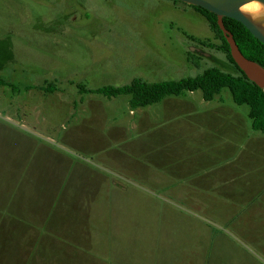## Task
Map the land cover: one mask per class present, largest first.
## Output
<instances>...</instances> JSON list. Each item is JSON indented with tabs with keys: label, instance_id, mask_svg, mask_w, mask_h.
Wrapping results in <instances>:
<instances>
[{
	"label": "rangeland",
	"instance_id": "obj_1",
	"mask_svg": "<svg viewBox=\"0 0 264 264\" xmlns=\"http://www.w3.org/2000/svg\"><path fill=\"white\" fill-rule=\"evenodd\" d=\"M171 1L0 0V77L16 87V92L0 89V166L3 184L16 186L11 175L15 182L19 175L22 204L32 203V222H20L40 238L31 264H69L74 260L69 255L46 260L50 256L39 244L53 235L63 241L62 234L92 231L100 233L102 254L128 251L119 256L123 264H179L182 258L193 264H264L261 251L239 238L232 222L246 203L264 199L241 194L239 176L237 183L218 182L208 192L198 185L205 169L216 168L214 177L227 167L236 170L226 165V149L215 158L223 138L213 137L209 124L201 123L197 138L181 135L172 142L174 156L166 154L161 168L149 164L147 173L159 172L165 186L179 189L158 190L157 174L142 183L127 169L128 162L138 171L141 166V144L124 138V121L130 118L124 100L129 97L80 91L81 85H126L137 75L152 83L200 75L210 67L235 73L225 54L192 40L219 43L207 19L190 5ZM190 52L196 65L188 59ZM192 94L197 119L209 120V109L222 104L224 115L244 120L247 133L239 142L245 152L237 163L264 168V134L252 129L249 107L236 105L227 89L210 102L201 91ZM172 113L163 111L166 119ZM241 148L228 155L239 157ZM254 151L259 154L248 155ZM142 187L146 190L140 193ZM109 198L118 199L115 206L122 198L135 202L132 211L141 215L147 240L136 238L139 222H113L112 214L123 209L106 206ZM185 252L191 254L182 256ZM103 257L95 264H115V256Z\"/></svg>",
	"mask_w": 264,
	"mask_h": 264
},
{
	"label": "crops",
	"instance_id": "obj_2",
	"mask_svg": "<svg viewBox=\"0 0 264 264\" xmlns=\"http://www.w3.org/2000/svg\"><path fill=\"white\" fill-rule=\"evenodd\" d=\"M171 3H173L174 6L176 5L175 2L171 1ZM144 67V73L148 72V69ZM141 76L144 75L132 76L130 78H132V80L136 78H144ZM192 93H186L185 95L179 97L166 98L160 103L144 108H138L135 110L130 107L129 98L124 100V106H129L130 108V114L128 115L130 118H128L127 123L126 121H124L125 123L123 125L127 127L124 138H126L125 140H127L128 142H139L141 144V153H139V158L141 160L140 170L138 171L136 169V166L132 165L130 162L126 164L127 169H129L131 173L137 176L142 183L153 179L152 174H157L158 176L154 179L156 180V187L158 190H179L177 186H174L172 188L165 186V183H162L163 180L158 174L159 172L154 171L153 173L151 170V172L147 173L149 164L152 167L154 166L161 168L160 166L162 165L166 154L172 153V151H170L173 148L172 142L179 140L181 135L188 136L189 134H191L195 138L199 137L195 136L197 134V129L201 125V123H205L209 124V129L208 127L207 129L210 134L212 133L213 137L223 138V141L219 140V143L222 144V146L220 147L221 150L217 151L215 158L221 157L223 151L226 149V153H224L225 159L227 160L226 165L235 166L236 170H230L228 169L229 167H227L226 171H223L224 169H222L221 172H217L214 177L213 174L215 173L216 168L205 169L204 181L203 183L198 185L202 186L201 188L208 192L211 191L218 182L222 183L224 186H227L233 182L237 183V176H239V178L242 180L240 182V186L243 185V193L241 194H244V196H248V198L250 199H264V168L251 166L246 168L243 163H237V160L241 158V154H244L245 152V150L243 149L244 146L241 144V142H239V139L243 138V136L247 133V131L244 129V120L238 118H229L227 112L226 115H224V108L222 104H218L217 106H213V108L209 109L210 111H212L208 116L209 120L204 122L201 119H197V113L195 110L196 107L194 104V99L192 98ZM108 100L112 101L110 99ZM165 110H171L173 112L172 117H175H169L166 119L164 117L165 115L163 114V111ZM160 112H162L164 118H161L162 115ZM116 132L117 130L112 131L109 134L110 137H114ZM206 136L208 135H205L204 138ZM248 138H250L249 143L255 142L253 140L254 137ZM117 139L121 140L119 137ZM256 139L259 140V138ZM240 147L242 148L240 149V152L238 154V156L240 155L239 157H236L234 155L231 157L230 155H228V150L235 153V151H238ZM258 154L259 153L257 151H254L253 153H249L248 155L254 156ZM173 156L174 153H172V157ZM235 163L238 164V167L235 165ZM3 170L4 166H0V176L2 177V180L0 179V264H31V256L36 253V248L38 246L37 240H39L40 238L36 237L32 233L29 226H25L22 229L20 226V222L21 219L26 221L25 223L32 222V203L31 201H29L23 202L22 204L20 178H18L20 177L19 175H17V182H15V175H11V183H16V186L3 184ZM135 185L138 188L143 184ZM114 187L117 188V186ZM143 188L145 189V187L139 188L140 193H142ZM127 189L123 188L120 191L126 192L128 191ZM130 192L135 191L132 189L130 190ZM136 196L138 197V193H136ZM122 199L117 206H115V204L118 199H108V205L106 206H108L109 208L123 209L121 213L119 212V215H116L115 213L112 214L114 215L115 219H111L114 223L119 224L139 222L141 224L139 228L141 229H139V236H137L136 238L139 240H147L148 231H143V221L141 215L138 216V213L134 214V212L132 211V205L135 204V202L130 201L128 203H123ZM111 200L114 201L113 204L111 203ZM140 200H142V198ZM205 202L207 203L206 200ZM136 204L137 206H140L138 202ZM140 204H142V202H140ZM99 207L101 208L102 206L99 205ZM243 208L244 209L242 215H238L237 220L232 221L233 223H235V226L237 228L236 231L234 230V232L239 238L245 239V241L258 248L264 257V201H251L246 203ZM113 210L117 212V209ZM217 215L219 214L213 215V218H215ZM99 217H95V219L98 221ZM99 234L100 233H97L95 231H92V234H90V232L89 234L76 233L70 236L68 234H62V237L59 238H62L63 241L56 240L57 236L53 235L47 237L45 242L39 245L43 246L46 256H50L51 259L49 257L46 259L48 261H52L54 255L61 254L69 255L74 259L69 262V264H95V262L100 261L101 255L104 256V260H109L108 255H112V257L115 256L114 258H111V261L113 263L117 264V260L120 262V264H123V262L125 263V261L119 256H126L124 254H126L127 250L122 251L117 248L116 252H109L108 255L101 253V247L99 248L98 243ZM118 234L121 235V233ZM205 235L207 238H213L212 234L205 233ZM120 238H122V235ZM114 242L115 240L113 241V243ZM185 254H188L189 256L191 253L189 254L188 252H185L181 255L185 256ZM85 255L90 256V259H85ZM179 264H193V259L190 260V258H182L181 263Z\"/></svg>",
	"mask_w": 264,
	"mask_h": 264
},
{
	"label": "trees",
	"instance_id": "obj_3",
	"mask_svg": "<svg viewBox=\"0 0 264 264\" xmlns=\"http://www.w3.org/2000/svg\"><path fill=\"white\" fill-rule=\"evenodd\" d=\"M172 1L182 3L178 0ZM191 7L207 19L215 35L214 39L219 40V43L192 40L200 46L215 49L225 54L229 63L234 67L235 73L225 72L218 67H210L205 69L200 75L182 78L177 81L149 83L143 79L136 78L123 86L106 85L96 89H88L81 85L80 91L84 94H98L108 98L128 96L130 107L135 110L160 103L166 98L179 97L196 91H201L203 99L210 102L214 101L224 89H227L230 91L236 105L249 107L248 117L252 121V129L264 134L263 89L252 82L235 63L231 55L230 45L218 25L217 16L201 7ZM223 21L226 29L232 33L243 55L264 68V44L255 38L242 23L226 17ZM188 56V59L196 65L197 63L193 61L194 54L190 52ZM3 87H10L16 92V87L13 84L0 77V89Z\"/></svg>",
	"mask_w": 264,
	"mask_h": 264
},
{
	"label": "water",
	"instance_id": "obj_4",
	"mask_svg": "<svg viewBox=\"0 0 264 264\" xmlns=\"http://www.w3.org/2000/svg\"><path fill=\"white\" fill-rule=\"evenodd\" d=\"M182 3L201 7L218 18V25L222 30L227 42L230 45L231 55L238 67L248 76V78L264 91V68L259 64L247 59L240 51L232 33L224 25L223 19L231 18L242 23L251 34L264 44V31L258 27L241 11V7L251 2H261L264 0H178Z\"/></svg>",
	"mask_w": 264,
	"mask_h": 264
},
{
	"label": "bare ground",
	"instance_id": "obj_5",
	"mask_svg": "<svg viewBox=\"0 0 264 264\" xmlns=\"http://www.w3.org/2000/svg\"><path fill=\"white\" fill-rule=\"evenodd\" d=\"M244 13L258 27L264 31V4L261 2H251L241 7Z\"/></svg>",
	"mask_w": 264,
	"mask_h": 264
}]
</instances>
